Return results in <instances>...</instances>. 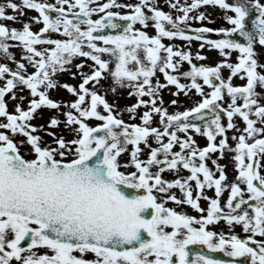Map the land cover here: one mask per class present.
Masks as SVG:
<instances>
[{
    "label": "snow or ice",
    "instance_id": "6c2138e0",
    "mask_svg": "<svg viewBox=\"0 0 264 264\" xmlns=\"http://www.w3.org/2000/svg\"><path fill=\"white\" fill-rule=\"evenodd\" d=\"M168 5L176 15L156 0L0 3V21L22 24L18 29L0 22V55L15 65L0 62V264H234L190 251L188 246L197 244L245 258L246 264H264V239L256 238H264V91H257L264 90V62H258L255 50L257 43L264 47V3L168 0ZM202 5L219 6L230 26L193 27L190 21L208 19L199 11ZM25 8L38 15L20 20ZM250 9L256 13L251 30ZM32 23L42 26L34 31ZM149 26L154 34L142 30ZM50 32L65 38L51 39ZM163 38L195 39L199 48L217 50L222 59L212 66L196 64L189 50L165 44ZM13 46L22 49L20 59L10 51ZM233 52L234 62L228 59ZM79 57L86 59L75 63L77 72L71 73L79 76L78 84L59 82L56 75ZM195 57L206 59L200 52ZM88 60L90 70L84 71ZM182 62L190 67L180 72ZM222 68L228 69L226 77ZM157 71L166 84L153 83ZM234 77L244 82L234 85ZM102 80L109 81L113 93L129 87L135 103L117 110L97 90L104 87ZM166 85L175 86L173 95L194 90L200 98L169 112L160 98ZM57 87L74 99L50 98ZM24 89L27 107L16 103L9 112L6 95L24 101V95L17 96ZM139 107L145 110L138 113ZM45 108L60 112L63 120L53 114L47 127L33 124ZM237 116L242 128L234 122ZM61 124L71 138L50 131ZM41 130L52 139L45 142ZM193 132L206 138L205 146L197 145ZM226 151L236 172L232 181L225 165L209 155L223 158ZM181 169L188 175L162 176ZM205 189L213 190L214 197ZM200 199L208 201L206 208ZM168 202L189 205L200 215L178 211ZM219 221L228 232L209 227ZM236 225L243 237L232 231Z\"/></svg>",
    "mask_w": 264,
    "mask_h": 264
},
{
    "label": "rangeland",
    "instance_id": "374dc122",
    "mask_svg": "<svg viewBox=\"0 0 264 264\" xmlns=\"http://www.w3.org/2000/svg\"><path fill=\"white\" fill-rule=\"evenodd\" d=\"M15 1H19V0H15ZM127 1L128 0H124V2H127ZM130 1H132V0H130ZM2 2H4V0H0V3H2ZM49 2H53L54 3L55 0H49ZM132 2L135 3L134 1H132ZM181 2H190V0H181ZM229 2H231V0H229ZM261 2L264 3V0H261ZM168 9H169V11L172 12L173 15L177 14L175 9H170L169 6H168ZM7 11L10 12L11 10L8 9ZM26 11H27V13H26ZM26 11L24 12V14L26 13L25 19L21 18L20 20H30V17L38 15V14L34 13L33 10L26 9ZM199 11H204L205 15L208 17L207 20L201 21L202 24H204V23L208 24L209 22L217 21L218 22V27H221V26L229 27L230 26V25H228L227 21L223 18L224 10L220 9L219 6L202 5V6H200ZM229 14H231V13H229ZM96 15H98V14H96ZM0 22H3V23H5L6 25H8L10 27H16L18 29H19V27L20 28L22 27V24L19 23V22H14V21H9V20H4V21H0ZM41 26H42V24H36V23H32L31 24V27H32V29L34 31L38 30L39 27H41ZM49 37L51 39H57V38L63 39V38H65V37H63L62 33H54V32H50L49 33ZM211 38H213V37H211ZM10 43H14V42H10ZM169 43H172L174 45H178L179 44V40H171ZM46 46L47 45H45V47ZM255 50H256L257 56L260 57V58H257L258 62H264V47L260 48V45L256 44L255 45ZM10 51L13 53V55L17 59H20L22 57L23 52H22V49H20L19 47H15V46L10 47ZM204 51H208L209 53H210V51L213 52L212 54H210V63H209V65L210 64L214 65L215 63H217L218 61H220L222 59V57L219 55L217 50L210 49V48L208 50L207 48H204ZM236 55H237V53L233 52L232 55L230 57H228V59L234 62ZM81 59H86V58H82V57L74 58L72 64L68 66L69 70L58 73L55 78L61 83L67 82V83H71L73 85L78 84L79 76L74 78L71 75V73L72 72H77V69L74 67V64L78 63ZM0 62L8 63L9 67H13V68L15 67L14 63L12 61L6 60L5 57L0 58ZM91 63L92 62L90 60L86 61V65L84 67V71H89L90 70L87 67V65L91 64ZM29 70H31V69H29ZM221 71H222V75H224L225 77L228 75V69L227 68H222ZM158 73L159 72L157 71L155 76H157ZM155 76L152 78L153 81L155 79ZM232 82H233L234 85H239V84H242L244 81L239 79V78H237V77H234ZM2 83H3V81H0V84H2ZM101 85L104 86V87H100L101 89L107 90L108 89V85H109V81L108 80H103L101 82ZM18 88H19V86H18ZM176 91L177 90H176V88L174 86L173 93H175ZM257 91L259 92V91H264V90H262L259 87H257ZM20 95H24L25 96V100L24 101L13 100V99H10L8 95H6L5 100H6V103H7V110L9 112H13L14 111V105L16 103H21V107H27V99H28V91H27V89H24L23 93H21L19 90H17V96H20ZM49 95H50V98H53V99H56V100H62V101H71L72 99H74V97L70 93H68L65 89L60 88V87H57V89H55V90H50ZM188 96L189 95H184L183 93H177L176 95L172 96L171 94H167L165 92H160V98L163 100L164 105L168 108L169 112H172L174 110H182L184 107L191 106V104H190V102L188 100ZM130 98H131V100L124 99L123 101L118 102V104L120 105V104H125V103L129 102V105H131V104H133L136 101V96L133 94V95H131ZM142 98L143 99H148V97H146V96L142 97ZM173 99L177 100V104L176 105H172V104L168 103V101L170 102ZM227 99H228L227 96H225V100L226 101H227ZM157 103H159V100L157 101ZM119 109H121V108L118 107L117 110H119ZM144 110H145V108H143L142 110L138 108L137 112L138 113H142ZM53 114L59 116L60 119L63 120V116L61 115L60 112H57L56 110H49V109L45 108V109L39 110V113L37 114L36 118L34 120H32L31 122L33 124H45V127H47L46 120L48 119V117H50ZM121 115L123 116V118L125 120L128 119V114L126 112H122ZM0 119H3V118L0 117ZM157 121H158V118L156 116H153V125L154 126L157 124ZM135 122L139 123L138 120H136ZM234 122L236 123L238 128H242L243 127V122L238 116L234 117ZM89 123H95V121L90 120ZM50 131L55 132L57 135H63L66 139L71 138V135H72L71 132L63 126V124H61L57 128L50 129ZM39 134L44 138L45 142H47V141L52 139V137L46 135V133L43 132L42 130L40 131ZM232 135H233L232 130H229L228 131V136H229V143L230 144L233 143V141L231 139ZM17 138L19 139L20 137H17ZM201 138H202V136H200V135H197V136L194 137V139L196 141L200 140ZM150 143H152V141H150ZM198 145H199V142H198ZM202 145H204V143H202ZM22 151H23V149H22ZM146 152H147V149L144 150V153H142V155H144ZM231 155H232L231 153H228L226 151L223 158H218L217 153H212L213 158H217L218 159V163L225 165V169H230L229 171L225 170L229 181H232L234 179L235 175H236V172H235L232 160H231ZM124 158H126V157H122V159H124ZM206 162H207V164H210L209 159ZM261 163L264 164V158L261 159ZM211 167H213V166L211 165ZM186 173L187 172L183 171L182 169L180 170L179 173H174V172H171V171L167 170L166 172L162 173V176L164 178H166V179H173V178L176 177L175 175L186 174ZM227 194H228V190L227 189H225V191L221 194V198L220 199H221V205L222 206L224 204V201L226 200ZM207 203H208V201H206L204 199H200L199 200V204L203 208H206ZM184 208H185L186 211H190L191 215H197V216L200 215V213H198L197 211H195L194 209H192L188 205L184 206ZM209 227H211L215 231L228 232V230H229L228 225L224 221L216 222L215 224L210 225ZM232 231H234L235 233H237L241 237H243L245 235V233L241 230V226L240 225H236L232 229ZM256 238L257 239H264V238H261L259 236H257Z\"/></svg>",
    "mask_w": 264,
    "mask_h": 264
},
{
    "label": "flooded vegetation",
    "instance_id": "af4514ba",
    "mask_svg": "<svg viewBox=\"0 0 264 264\" xmlns=\"http://www.w3.org/2000/svg\"><path fill=\"white\" fill-rule=\"evenodd\" d=\"M132 1H134V2H138V0H132ZM132 1H130V0H128L127 2H125V3H133ZM15 2H17V3H19L20 2V0L19 1H15ZM97 2H102V0H97ZM162 2V4L161 5H158L159 7H161V9L162 10H164V11H169V9H168V6L169 5H166L167 4V1L166 0H162L161 1ZM167 6V9L165 8ZM114 9V11H117V9H115V8H113ZM26 11V8L24 9V12ZM118 11H128V9H125V8H120V9H118ZM33 12L34 13H36L34 10H33ZM26 13H27V11H26ZM26 13L23 15V16H21L20 17V19L21 18H23V19H25V15H26ZM36 14H38V13H36ZM95 19V18H94ZM136 27H142V26H140V25H136ZM20 28V27H19ZM148 29H151V34H154V29L151 27V26H149L148 28H146V29H143L142 28V30H148Z\"/></svg>",
    "mask_w": 264,
    "mask_h": 264
},
{
    "label": "water",
    "instance_id": "95a60500",
    "mask_svg": "<svg viewBox=\"0 0 264 264\" xmlns=\"http://www.w3.org/2000/svg\"><path fill=\"white\" fill-rule=\"evenodd\" d=\"M126 187V186H125Z\"/></svg>",
    "mask_w": 264,
    "mask_h": 264
}]
</instances>
